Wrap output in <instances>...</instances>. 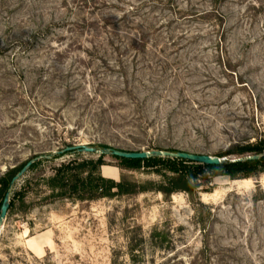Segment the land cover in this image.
Wrapping results in <instances>:
<instances>
[{
    "label": "rangeland",
    "instance_id": "1",
    "mask_svg": "<svg viewBox=\"0 0 264 264\" xmlns=\"http://www.w3.org/2000/svg\"><path fill=\"white\" fill-rule=\"evenodd\" d=\"M262 138L264 0H0V177L39 157L12 191L0 264H264V162L199 171L171 197L143 163L116 180L138 191L113 197L48 182L100 156L55 153L67 145L218 155Z\"/></svg>",
    "mask_w": 264,
    "mask_h": 264
},
{
    "label": "trees",
    "instance_id": "2",
    "mask_svg": "<svg viewBox=\"0 0 264 264\" xmlns=\"http://www.w3.org/2000/svg\"><path fill=\"white\" fill-rule=\"evenodd\" d=\"M95 146V145H94ZM99 146L108 147L106 144H100ZM176 151L175 149H169ZM264 153V138L258 140L255 143H247L233 147V149L221 152L218 156L237 155L247 156L250 154H262ZM121 164H116L121 169L123 166L133 169H138L141 164L148 166H155L156 172L166 177L165 181L158 184L157 190L162 192L165 196L171 197L177 191H187L194 193L200 186L198 181L199 171H209L213 175L228 174L231 178H237L239 170L247 167H252L256 164L264 162V154L256 160H245L241 162L228 161L224 164H201L192 162L190 160L171 157H150L145 159H132L113 156ZM47 157H43L46 160ZM27 162V161H26ZM26 162H22L18 166L9 168L4 175L0 177V208L5 197V194L9 188L12 177L24 166ZM36 161L33 163L34 166ZM108 165L105 156L100 155L97 159H88L77 162L71 160L61 166L55 168V174L48 179L49 184L54 188L64 189L65 194H70L78 198L95 199L98 197H113L122 193L137 192L139 183H131L126 181L124 177L120 181H116L111 178H106L100 175V167L102 165ZM164 165L171 175L163 174L159 165ZM31 166V167H32ZM226 170V172H224ZM264 171V170H261ZM83 173H86L83 176ZM98 173V174H97ZM248 174H245L247 176ZM148 184L142 185L140 190L144 191L149 189ZM117 188L118 191L113 192L112 189ZM23 191H14L10 200V208H14L15 201L18 198L23 199ZM19 196V197H18Z\"/></svg>",
    "mask_w": 264,
    "mask_h": 264
},
{
    "label": "water",
    "instance_id": "3",
    "mask_svg": "<svg viewBox=\"0 0 264 264\" xmlns=\"http://www.w3.org/2000/svg\"><path fill=\"white\" fill-rule=\"evenodd\" d=\"M67 152H90V153H96L98 155H112V156H118V157H124V158H132V159H145L150 157H171V158H181L190 160L192 162L201 163V164H224L229 161V158L226 156H218V155H209L205 153H195L190 151H184V150H168V149H151V150H137V151H128V150H122L115 147H103L98 148L89 144L84 143H77L73 145H67L63 149L59 151H55V153H67ZM262 154H250L247 156H240L233 158L232 162H241L245 160H256L259 159ZM50 155H44V157H49ZM39 157H35L32 159L27 160V162L24 164V166L12 177L9 188L5 194V197L3 199L1 208H0V235L1 230L4 226V221L6 219V216L9 212L10 208V200H11V194L14 189V187L17 185V183L24 177V175L28 172L29 168L33 165V163L38 159Z\"/></svg>",
    "mask_w": 264,
    "mask_h": 264
},
{
    "label": "crops",
    "instance_id": "4",
    "mask_svg": "<svg viewBox=\"0 0 264 264\" xmlns=\"http://www.w3.org/2000/svg\"><path fill=\"white\" fill-rule=\"evenodd\" d=\"M104 167H108L110 169L108 173L103 172ZM100 172H101V175L106 178L118 180L121 177L122 169L115 164H108V165L104 164L100 167Z\"/></svg>",
    "mask_w": 264,
    "mask_h": 264
}]
</instances>
